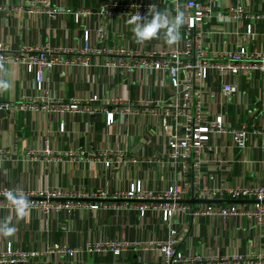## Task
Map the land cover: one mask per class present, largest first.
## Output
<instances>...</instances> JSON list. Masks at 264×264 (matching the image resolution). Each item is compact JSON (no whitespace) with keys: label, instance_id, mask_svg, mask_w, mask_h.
Segmentation results:
<instances>
[{"label":"crops","instance_id":"crops-1","mask_svg":"<svg viewBox=\"0 0 264 264\" xmlns=\"http://www.w3.org/2000/svg\"><path fill=\"white\" fill-rule=\"evenodd\" d=\"M35 1L0 0V42L9 53L28 58L33 54L27 48L50 45L61 51L62 62L45 71L38 89L36 73L24 62L0 61V100L18 107L34 104L0 110V192L58 190L88 201L75 200L81 204L47 215L0 199V264H164L157 244L167 240L171 228L181 238L178 249L201 258L196 264H222L235 256L242 257L241 264H264V223L254 218L195 215L194 208L216 204L183 202L188 208L181 205L165 222L155 202L141 215L138 202L113 199L137 182L154 192L178 184L187 189L184 200L201 199L202 186L264 185V74L227 76L238 88L232 96L223 93L221 76L210 77L203 86L209 118L222 114L233 128L245 124L257 130L247 147L235 146L231 134H215L200 158L172 160L168 142L182 135L192 103L182 105L184 97L168 73L109 64L117 58L107 50L125 47L139 60L183 47L185 16L179 39L169 43V26L138 40L129 19L139 13L150 22L153 16L122 12L124 4L151 2L171 22L178 13H188L183 0H45L47 9L42 3L33 6ZM200 1L213 7L203 26V48L209 55L241 47L264 51V0ZM233 6L244 9L240 18L230 15ZM220 14L229 16L220 19ZM47 97L91 104L95 110H47L42 107ZM111 112L114 121L108 124ZM103 195L101 199L115 201H89ZM253 204L235 205L251 209ZM109 243H126L127 250L121 255L97 250ZM70 249L75 251L70 254Z\"/></svg>","mask_w":264,"mask_h":264},{"label":"built area","instance_id":"built-area-1","mask_svg":"<svg viewBox=\"0 0 264 264\" xmlns=\"http://www.w3.org/2000/svg\"><path fill=\"white\" fill-rule=\"evenodd\" d=\"M43 4L45 9L48 7V2L45 0H38L32 2V5ZM182 5L188 11L183 14L187 18L186 34L187 39L183 47L171 51L154 52L145 57L135 59L133 51L125 47L119 49H108L109 54L116 56L115 61H110L109 64L125 65L128 69L133 67H142L144 69H154L161 72H166L171 77V85L174 89L181 92L185 102L182 104L188 107L190 103L193 105V111L187 114L188 120L183 125V132L181 136H173L169 142V156L172 160H187L194 156L200 158L201 153L212 136L215 134H231L233 143L239 148H245L250 143L251 136L257 130H251L247 125L243 124L240 128H233L227 125L225 117L222 114H217L213 118H209L205 109L204 99V84L213 76H221L224 79L222 91L226 96H232L238 88L235 84L226 80L229 75H251L256 72L264 74V51H250L246 47H241L234 51H223L221 53H214L209 55L203 48L204 44V29L205 22L213 15V7L210 2L200 0H183ZM149 9L153 13L158 12V5L153 3L134 2L124 4L122 12L130 13L132 10H140L146 15ZM49 10V9H48ZM17 12H22L23 8L16 7ZM50 11V10H49ZM54 9L51 10V12ZM244 9L240 6L230 7V12L235 18H240ZM187 13V14H186ZM229 15L220 14V19H226ZM251 32V26L248 27ZM99 35H104L103 30H99ZM85 39L88 41L89 33L85 34ZM89 49L86 45L85 51ZM33 55L31 57L21 56L19 54H11L5 44L0 42V61H7L13 59L16 62H24L28 70L36 73V84L38 89L43 88V83L46 80L45 71L53 69L56 65L62 62L61 51L52 48L50 45L27 48ZM100 52V50H97ZM128 59L130 62L125 61ZM200 88V89H197ZM97 97L92 101L96 102ZM43 108L47 110L58 111H89L94 112L95 108L91 104L72 101L70 103H63L51 101L45 98ZM26 107H34V104L23 103L18 105L11 104L0 100V110L18 109L21 110ZM181 107V106H180ZM168 111V110H167ZM169 113V112H168ZM179 112L175 116H178ZM114 113H108V124L113 123ZM264 145V138H263ZM50 152V148L45 149ZM2 150H0V153ZM109 165L110 163L107 162ZM197 165V164H195ZM185 187L178 184L171 186L161 192L149 191L142 185L141 182L132 184L126 191L118 192L113 199L131 200L138 202L141 215H145L152 202H155V207L160 208L163 214V221H171L176 215L177 209L184 206L181 203L186 198ZM202 198L217 199V198H233V199H251L257 200L251 209L240 207L235 204L223 206L222 204L211 205L204 208H194L192 213L195 215H213L219 214L221 216L245 215L248 218L255 219L259 225L264 223V185L250 184L247 186L227 187L226 189H218L213 187L202 186L199 187ZM228 196V197H227ZM1 198L19 197V200H9L8 202L16 207L37 208L47 215L57 213L64 208L70 207L73 204H81L75 202L73 199H79L80 195H73L66 192L54 190L47 192H18L11 191L0 192ZM104 198L105 196H99ZM91 208L98 207L97 204L88 203ZM111 204V203H110ZM104 204L105 206L110 205ZM115 204H118L115 203ZM120 206V204H118ZM180 236L176 228L169 230V235L166 241L159 242L157 245L164 254V264H196L201 260L199 256L187 257L182 251L178 249L180 243ZM97 250H110L115 255H121L127 250L126 243H109L98 246ZM67 252L68 250H62ZM75 250H69L72 254ZM20 259V257L18 258ZM15 260V259H14ZM242 257H232L223 260L222 264H241Z\"/></svg>","mask_w":264,"mask_h":264},{"label":"clouds","instance_id":"clouds-1","mask_svg":"<svg viewBox=\"0 0 264 264\" xmlns=\"http://www.w3.org/2000/svg\"><path fill=\"white\" fill-rule=\"evenodd\" d=\"M149 13H153V10L149 9ZM145 17L137 13L129 19V23L135 25L132 30L138 40L143 41L155 37L159 30L165 26H169L172 29V34L168 39L169 43L179 39L178 29L184 22L183 13H178L175 20L171 22L167 19V13H153V18L150 22H147Z\"/></svg>","mask_w":264,"mask_h":264},{"label":"water","instance_id":"water-1","mask_svg":"<svg viewBox=\"0 0 264 264\" xmlns=\"http://www.w3.org/2000/svg\"><path fill=\"white\" fill-rule=\"evenodd\" d=\"M0 199H2L0 197ZM5 200H19V199H22V198H19V197H15V198H3ZM74 201L75 200H78V199H73ZM79 200H82V201H88V199H79ZM89 201H115V200H103L101 198H93V199H90ZM119 201H130L131 200H119ZM192 203V204H195V203H203V204H242V203H256L257 200H251V199H233V198H217V199H209V198H201V199H196V198H192V199H189V200H182L181 203Z\"/></svg>","mask_w":264,"mask_h":264},{"label":"trees","instance_id":"trees-1","mask_svg":"<svg viewBox=\"0 0 264 264\" xmlns=\"http://www.w3.org/2000/svg\"><path fill=\"white\" fill-rule=\"evenodd\" d=\"M230 198V197H229ZM231 199V198H230Z\"/></svg>","mask_w":264,"mask_h":264}]
</instances>
